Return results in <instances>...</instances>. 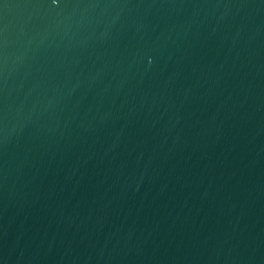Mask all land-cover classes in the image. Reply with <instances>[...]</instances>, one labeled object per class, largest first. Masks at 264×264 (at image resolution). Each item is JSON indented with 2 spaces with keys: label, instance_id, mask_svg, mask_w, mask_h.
Segmentation results:
<instances>
[{
  "label": "water",
  "instance_id": "obj_1",
  "mask_svg": "<svg viewBox=\"0 0 264 264\" xmlns=\"http://www.w3.org/2000/svg\"><path fill=\"white\" fill-rule=\"evenodd\" d=\"M0 264H264V0H0Z\"/></svg>",
  "mask_w": 264,
  "mask_h": 264
}]
</instances>
